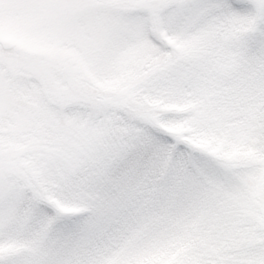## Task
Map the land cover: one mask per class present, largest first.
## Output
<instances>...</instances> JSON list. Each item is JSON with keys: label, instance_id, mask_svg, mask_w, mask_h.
<instances>
[{"label": "snow or ice", "instance_id": "snow-or-ice-1", "mask_svg": "<svg viewBox=\"0 0 264 264\" xmlns=\"http://www.w3.org/2000/svg\"><path fill=\"white\" fill-rule=\"evenodd\" d=\"M0 264H264V0H0Z\"/></svg>", "mask_w": 264, "mask_h": 264}]
</instances>
